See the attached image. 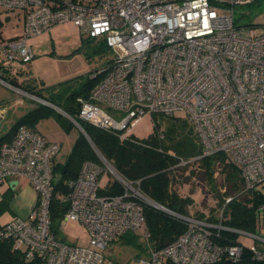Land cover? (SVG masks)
Listing matches in <instances>:
<instances>
[{"label": "built area", "instance_id": "obj_1", "mask_svg": "<svg viewBox=\"0 0 264 264\" xmlns=\"http://www.w3.org/2000/svg\"><path fill=\"white\" fill-rule=\"evenodd\" d=\"M252 1L0 0V7L18 12L23 23L17 37L4 39L0 34V74L6 63L34 60L29 39L71 22L88 38L104 41L113 53L91 77L102 75L90 99L77 100L79 120L123 140L146 115L170 117L182 111L199 137L201 153L180 159L178 166L224 155L240 170L243 191L259 193L264 191V30L258 34L256 27L264 29V23L235 22V7ZM0 83L11 86L1 76ZM3 117L0 106V121ZM59 150L58 143L25 126L0 147V186L6 180L26 179L37 197L30 216L6 223L0 238L12 241L27 261L37 259L40 264H119L104 256V250L128 233L141 232L147 241L139 204L144 197L104 160L86 161L68 182L61 223L83 227L89 245L58 240L51 232L49 206ZM106 170L123 186V194L100 193ZM230 201L225 200L215 221L176 215L186 224L185 232L160 250L149 248V258L142 264L264 262V238L222 224L224 206ZM257 210L264 213V204ZM221 231L253 236L261 246L221 245L217 242Z\"/></svg>", "mask_w": 264, "mask_h": 264}, {"label": "trees", "instance_id": "obj_2", "mask_svg": "<svg viewBox=\"0 0 264 264\" xmlns=\"http://www.w3.org/2000/svg\"><path fill=\"white\" fill-rule=\"evenodd\" d=\"M262 3L264 0H253L245 6L249 7L247 10L249 12L258 10ZM244 16H247L245 12L241 14V17ZM98 43L107 48L104 41L100 40ZM101 77L102 75L96 78L90 77L76 86L63 87V85L47 95L42 94L35 87L23 86L16 81L10 82L17 89L44 100L73 118L90 139L88 141L78 131L66 160L63 163L53 162L54 191L49 206L50 228L53 235L56 236L55 223H61L67 209L62 197L68 193V182L78 176L84 162L101 164L94 148L109 163L115 174L138 189L144 197L143 200H139V204L143 209L145 230L148 233L146 242L154 251L170 245L185 232L186 224L176 215H190L189 208L194 204V199L192 191L187 195H181L179 191L182 189L181 185H189L190 182L201 185L197 177H202L213 192L215 209H221L225 200L231 198V201L224 206L222 224L227 228L255 235L256 228H259L257 209L260 204H264V191L244 192L240 170L224 155L201 158L187 166H178L180 159L187 161L201 153L199 137L187 117L151 115L152 132L146 138L137 139L130 134L123 140L116 134L100 130L78 119L80 105L77 100L90 99V93ZM52 115L61 121L65 131L75 128L65 116L40 103L15 122L6 134L0 136V147L12 141L18 127L25 126L36 131V124ZM123 192L124 188L117 180H112L100 191L106 196L121 195ZM7 202L8 198L2 194L0 208L5 207ZM215 209L212 208V211ZM196 217L204 218L202 215ZM206 219L216 220L211 216ZM217 242L221 245L240 244L237 234L230 231H221ZM248 255V250H245L246 262L249 261ZM0 264L40 263L37 259L27 261L21 251L14 249L12 241L0 238Z\"/></svg>", "mask_w": 264, "mask_h": 264}, {"label": "rangeland", "instance_id": "obj_3", "mask_svg": "<svg viewBox=\"0 0 264 264\" xmlns=\"http://www.w3.org/2000/svg\"><path fill=\"white\" fill-rule=\"evenodd\" d=\"M247 6L235 7V20L238 25L250 23H264V3L257 10H250ZM246 13L247 16L241 17ZM262 27L257 26L256 32L262 33ZM23 23L18 19V12L5 11L0 7V34L4 39H10L21 35ZM35 58L30 63L18 61L5 64V70L0 76L6 83L16 81L18 84L39 89L44 95L51 94L60 87L76 86L96 74L103 68L113 53L110 49L102 47L100 41H90L82 34L81 30L71 22H65L52 27L44 34L28 40ZM68 82V83H67ZM67 83V84H65ZM11 86L0 83V106L4 110V117L0 121V136L6 134L22 116L34 109L40 102L33 99L12 84ZM103 108H106L102 105ZM111 114V110L106 109ZM65 116V115H63ZM176 117H186L184 112H176ZM66 117V116H65ZM66 119H68L66 117ZM69 120V119H68ZM75 126V125H74ZM152 118L146 115L131 129V134L137 139H144L152 132ZM36 129L47 139L62 145L61 154L64 158L69 155L71 148L80 130L75 126L65 131L61 121L55 116H49L36 124ZM81 133V132H80ZM201 185L194 182L189 185H181V195H187L192 191L194 204L190 206L189 213L202 215L204 218H217L221 209H215L213 192L203 181L197 177ZM115 176L108 170L102 175L100 185L104 189ZM219 182L218 180H216ZM215 181V182H216ZM18 203V199L12 198V203ZM212 208L215 210L212 211ZM11 211L3 210L0 213V222H5L11 216ZM258 227L255 235L264 238V213L259 215ZM56 238L62 242L78 247H87L89 237L84 228L75 222H56L54 225ZM238 242L248 248L251 245L261 246L258 239L242 232H237ZM148 244L141 232L128 233L124 237L110 243L104 250V256L121 264H142L149 258ZM264 264V263H256Z\"/></svg>", "mask_w": 264, "mask_h": 264}, {"label": "crops", "instance_id": "obj_4", "mask_svg": "<svg viewBox=\"0 0 264 264\" xmlns=\"http://www.w3.org/2000/svg\"><path fill=\"white\" fill-rule=\"evenodd\" d=\"M36 131L39 132L37 129H36ZM45 139L49 142H52V140H49L47 138H45ZM53 142H55V141H53ZM56 143H58V142H56ZM58 144L60 146V150L54 159L55 164L56 163H63L66 160V158H64V156L60 153L62 150V145L60 143H58ZM2 194L6 195V198H8V202H7L5 207L0 208V213L3 210H9L10 209L12 214L9 217V219H7L5 222H0V228L2 226H4L6 223H8L9 221L13 220L14 218H17V217L27 218L30 216L32 210L35 207L37 197H36V193L33 191V189L31 188V186L29 185V183L26 179L6 180L0 186V202L2 200ZM12 198H14L15 200L18 199L19 202L18 203L14 202L10 206V204H11L10 201ZM0 218H1V216H0ZM119 264H121V263H119Z\"/></svg>", "mask_w": 264, "mask_h": 264}, {"label": "water", "instance_id": "obj_5", "mask_svg": "<svg viewBox=\"0 0 264 264\" xmlns=\"http://www.w3.org/2000/svg\"><path fill=\"white\" fill-rule=\"evenodd\" d=\"M35 100H37L38 102H40V103H42V104H44V105H47L48 107H51L52 109H54V110H56L59 114H61V115H65L79 130H80V132L86 137V139H88V141H90V139H89V137L87 136V134L84 132V130H83V128L81 127V125H79L75 120H73L72 118H70L68 115H66L65 113H63L60 109H58V108H56V107H54V106H51L49 103H47V102H45L44 100H42V99H39V98H37V97H35ZM94 148V147H93ZM94 150H95V152H96V154H97V156L99 157V159H102V160H104V162H106L108 165H109V163L100 155V153L94 148ZM113 170V169H112ZM113 173H114V171H113ZM116 175L118 176V177H120L117 173H116ZM153 205V204H152ZM155 207H157V208H159V209H162V210H164V211H166L164 208H162V207H159V206H157V205H154Z\"/></svg>", "mask_w": 264, "mask_h": 264}, {"label": "bare ground", "instance_id": "obj_6", "mask_svg": "<svg viewBox=\"0 0 264 264\" xmlns=\"http://www.w3.org/2000/svg\"><path fill=\"white\" fill-rule=\"evenodd\" d=\"M113 171V170H112ZM115 174V173H114Z\"/></svg>", "mask_w": 264, "mask_h": 264}]
</instances>
